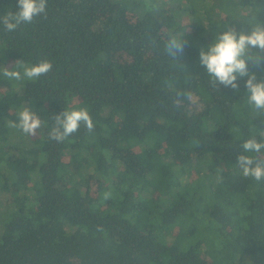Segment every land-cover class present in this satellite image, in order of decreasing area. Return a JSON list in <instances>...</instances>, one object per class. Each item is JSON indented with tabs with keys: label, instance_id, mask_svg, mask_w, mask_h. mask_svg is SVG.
I'll list each match as a JSON object with an SVG mask.
<instances>
[{
	"label": "trees",
	"instance_id": "1",
	"mask_svg": "<svg viewBox=\"0 0 264 264\" xmlns=\"http://www.w3.org/2000/svg\"><path fill=\"white\" fill-rule=\"evenodd\" d=\"M16 10L0 0V16ZM255 23L264 0H47L32 23L0 25V66L52 63L35 81L0 69L15 84L0 96V264H264V182L235 166L264 115L246 78L214 90L199 60ZM25 107L43 120L32 137L10 126ZM80 108L94 130L49 139L52 117Z\"/></svg>",
	"mask_w": 264,
	"mask_h": 264
},
{
	"label": "clouds",
	"instance_id": "2",
	"mask_svg": "<svg viewBox=\"0 0 264 264\" xmlns=\"http://www.w3.org/2000/svg\"><path fill=\"white\" fill-rule=\"evenodd\" d=\"M46 7L47 0H17V10L0 16V25L6 31L13 32L22 24L32 23L35 17L46 15ZM182 37L183 34H173L166 43V51L174 58L183 55L187 42ZM199 60L214 90L220 86L238 90V79L246 78V103L253 111L264 115V78H258L257 72L252 70V67H258L264 71V24L255 23L248 32L228 26L222 34L215 36L212 43L201 48ZM14 65L15 70L0 66L3 77L16 81H35L52 70V63L48 60L37 64H25L23 60H18ZM52 119L54 124L48 137L56 142L64 141L77 132L82 124L88 132L94 130L93 119L86 108L63 110ZM42 122L33 108L25 107L18 113V123L10 122V126L27 135H35ZM241 147L247 154L239 155L235 166L245 178L264 182V131L250 135ZM108 195L106 193L105 197Z\"/></svg>",
	"mask_w": 264,
	"mask_h": 264
},
{
	"label": "rangeland",
	"instance_id": "3",
	"mask_svg": "<svg viewBox=\"0 0 264 264\" xmlns=\"http://www.w3.org/2000/svg\"><path fill=\"white\" fill-rule=\"evenodd\" d=\"M24 80L25 81H29V80H26V79H22L21 81H24ZM5 81H7V78L5 79ZM16 82L17 81L15 80V83ZM13 85H15V84L13 83ZM13 85L10 84L9 86H5L4 84H2V87H0V96H4L5 94H8L10 91H13V89H15ZM17 89L18 90L21 89V84L20 83H18V88ZM1 124L2 123H0V125ZM29 136L32 137V136H35V135H29ZM18 139H19V137H18L17 134H15V136H13V134H11V137L9 138V140H10L11 143H15L16 141H18ZM25 142H27V141H25ZM14 145H17V144H14ZM3 147H5V146H3ZM10 147H12V146L11 145H7L6 146V148H10ZM21 147H23V146H21ZM2 197L3 196H1V194H0V233H1V230H2L3 223L7 219L8 213H9L8 209L7 208L6 209L4 208V204L3 203L1 204V200L2 199L5 200V198H2Z\"/></svg>",
	"mask_w": 264,
	"mask_h": 264
}]
</instances>
